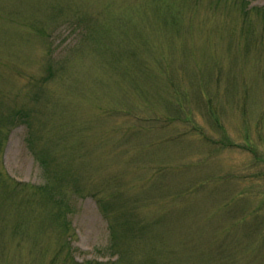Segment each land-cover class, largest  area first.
<instances>
[{
  "label": "rangeland",
  "instance_id": "1",
  "mask_svg": "<svg viewBox=\"0 0 264 264\" xmlns=\"http://www.w3.org/2000/svg\"><path fill=\"white\" fill-rule=\"evenodd\" d=\"M0 264H264V0H0Z\"/></svg>",
  "mask_w": 264,
  "mask_h": 264
}]
</instances>
